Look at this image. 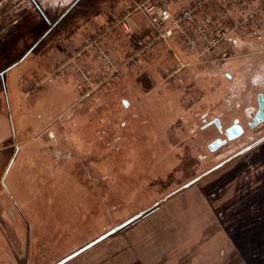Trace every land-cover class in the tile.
<instances>
[{
    "label": "rangeland",
    "instance_id": "obj_1",
    "mask_svg": "<svg viewBox=\"0 0 264 264\" xmlns=\"http://www.w3.org/2000/svg\"><path fill=\"white\" fill-rule=\"evenodd\" d=\"M124 1L0 0V97L9 118L8 159L0 161V264H53L165 197L63 264H245L242 256L255 264L264 239L247 232L248 207L264 204V193L240 190L255 180L264 141L173 192L264 135V120L251 127L241 113L246 99L250 120L258 101L241 87L264 96V35H234L222 58L188 64L178 78L164 74L172 58L163 46L80 102L74 74L48 76L63 58L58 39L108 27L112 19L102 24L105 18ZM133 23L148 28L139 13ZM117 31L104 41L119 55L128 33ZM177 44L172 49L187 62L191 56ZM37 76L46 78L25 92ZM203 111L220 128L238 118L245 132L210 151L207 144L223 134L216 125L202 127Z\"/></svg>",
    "mask_w": 264,
    "mask_h": 264
},
{
    "label": "built area",
    "instance_id": "obj_2",
    "mask_svg": "<svg viewBox=\"0 0 264 264\" xmlns=\"http://www.w3.org/2000/svg\"><path fill=\"white\" fill-rule=\"evenodd\" d=\"M211 6L226 10L228 18L213 16L208 10ZM263 7L264 0H125L108 27L84 34L76 45L61 54L63 58L48 76L74 74L80 85L79 101L90 102L102 84L121 75L123 67L135 68L158 55L171 39L185 56H191L183 62L175 50L169 49L172 64L164 74L178 78L188 64L222 58L232 36L252 32L264 35ZM136 13L148 24L152 37L128 50L123 58L118 57L114 47L104 41L106 33L118 30L129 34Z\"/></svg>",
    "mask_w": 264,
    "mask_h": 264
},
{
    "label": "crops",
    "instance_id": "obj_3",
    "mask_svg": "<svg viewBox=\"0 0 264 264\" xmlns=\"http://www.w3.org/2000/svg\"><path fill=\"white\" fill-rule=\"evenodd\" d=\"M119 7L121 8V4H118V9L120 11ZM211 7H214V6H211ZM263 9H264V7H263ZM216 14H217V16H221L223 18V17L226 16L227 13H226V10H224V9H221V10L220 9H216ZM111 16H112V14H111ZM111 16L110 17L109 16L106 17L105 18L106 19L105 22L102 23V24H105L106 21L108 22L110 19H112L113 16L112 17ZM226 19H227V17H226ZM132 24H133V30L134 31L143 32V33L150 32L149 27L146 29L145 27H142V25L140 26V24H138L137 27H139V28L135 29L134 23H132ZM112 31H114V30H112ZM112 31H110V32H112ZM82 33H88V32H82ZM110 34L112 35L114 33H110ZM78 38H79V36H77L75 38V40H69L70 39L69 37L59 38L58 41L61 43V46L59 47V49L57 51H59L60 53L66 52L69 48H71L72 46L76 45V43L78 42ZM174 43L177 44L176 42H173L172 40H170L168 42V44H167V47L172 49ZM123 45L124 44H122V43H121V45L119 44L120 49L122 48ZM56 52L54 51L53 54L56 55ZM118 56L121 57V58L126 56V52H125V48L124 47L122 48L121 53H120V50H119V55ZM54 57L52 55L51 58H49V60L47 61V64L49 65V72H50L51 66H52V64L54 62V59H53ZM49 74L50 73H48V75ZM44 78H46V77H38V76L35 77L34 79L31 80L32 83L34 84L32 86V90L31 91H26V89L24 87V91L29 93V94H32L35 91V89L37 88V86L39 85V83H38L39 81L38 80L39 79L43 80ZM1 80H3V73L0 72V94H2V87L5 86V82L1 81ZM8 128H9V118L6 115L5 109L2 107V101H1V97H0V145H1L0 146V152L2 151V155L0 157V161L2 162V160H3V164L4 165H5V162H7V159H8L7 154L4 152V150L6 149V146H7ZM262 156L263 157L260 156V158L257 156V158H256L257 165H256L255 173L252 174V177L254 176L255 180H251V181H254V182L253 183L251 182L252 185L250 187H246L245 186V189L244 188L241 189L240 193H242L244 191L247 192L249 190V188H251V187L255 188L256 190H258L257 192H259V194L260 193H264V178L262 177V174H261L264 171V170H261V168H264V155H262ZM259 166H261V168ZM2 171L3 170L0 171V174H1ZM245 177H246V180L248 181V177H249L248 173L245 174ZM250 179H251V177H250ZM240 206L242 207V205H240ZM263 209H264V204L262 202H261L260 205L256 204L255 208H253V209L251 208L250 211H249V207H248V212H249L250 217L252 216L251 217L252 220H251L250 224L246 225L247 232L250 233L251 236H257V235L261 234L260 236H261L262 239H264V211H263ZM244 213H245V210L243 211V213L240 212V220L241 221L243 220V223H244V221L246 219V218H243ZM243 226H244V224H243ZM248 239L249 238L246 237V240H248ZM262 245H263L262 243L258 244L256 246V249L253 251L254 254H259L255 264H264V260H262L263 257H264V249L259 250V247H261ZM247 250H249V249L247 248ZM242 257H243L242 261L245 264H252L251 262L249 263L247 257H245V256H242ZM251 258H252V256H251Z\"/></svg>",
    "mask_w": 264,
    "mask_h": 264
},
{
    "label": "water",
    "instance_id": "obj_4",
    "mask_svg": "<svg viewBox=\"0 0 264 264\" xmlns=\"http://www.w3.org/2000/svg\"><path fill=\"white\" fill-rule=\"evenodd\" d=\"M257 99H258V101H257V110H256L254 116L252 117V123L250 124V126H254L257 122L264 120V96L262 95V93H257ZM214 123H215V125L218 128H220L219 120L217 118L214 119ZM225 132H226L227 138L231 139V138H234V137L238 136L241 133V127L238 124L234 123V124L230 125L229 127H227L225 129ZM262 141H264V135L261 136L260 139H257L256 141H254V142H252V143H250L248 145L246 144L245 147H243L239 151L235 152L229 158L225 159L224 161L219 162L218 164L214 165L209 170H206L202 174H200V175L194 177L193 179H191L190 181L186 182L184 185H182V187H180V189H177V191L173 192V194L178 192L181 189L187 188L191 184H193L196 181L200 180L205 175L209 174L210 172L214 171L215 169H217L218 167L223 165L226 161L231 160L236 155H239V154H242L244 152H247L251 148L257 146ZM221 142H222V140L217 138V139L211 141L208 144V147H209V149H213L217 144H221ZM166 199L167 198L165 197V198H162L161 200H158V201L154 202L149 207H147V208L139 211L138 213L128 217L124 221H122L119 224L115 225L114 227L110 228L109 230H107L103 234L99 235L98 237H96L92 241L88 242L87 244L83 245L82 247H80L77 250L73 251L69 255H66L65 257L61 258L60 260H58L57 262H55L53 264H63L66 261L70 260L71 258H74L79 253L83 252L84 250H86V249L90 248L91 246L95 245L96 243L100 242L101 240H103L107 236L111 235L113 232H116L117 230L122 229L124 226L130 224L131 222H133L137 218L141 217L142 215H145V214L149 213L150 211H152L154 208H156L161 202H163Z\"/></svg>",
    "mask_w": 264,
    "mask_h": 264
},
{
    "label": "flooded vegetation",
    "instance_id": "obj_5",
    "mask_svg": "<svg viewBox=\"0 0 264 264\" xmlns=\"http://www.w3.org/2000/svg\"><path fill=\"white\" fill-rule=\"evenodd\" d=\"M239 85H243V82H242V83H239ZM241 88H242V90L244 91V95L246 96V98L248 97V93H249V92L251 93V95L257 96V93L255 94V92L253 91V90H254L253 87L248 86V84H246L244 87H241ZM245 100H246V99H245ZM245 100H244V102H243V104H242V107H241V108H242L241 113L243 114V115H242L243 119H245V122L249 125L250 123H252V117L254 116V114H255L257 108H256V110L253 112L252 116L250 117V120H248V116H247V103L245 102ZM202 113H203V114H202V122H203V123H202V127H204V129H205V126L212 125L214 128H216V127H215V123H214V119H215V117H212V118L206 120V119H205V116H204V113L207 114V112H204V111H203ZM260 122H261V121L257 122L254 126H256L257 124H259ZM234 123L238 124V125L241 127V133H240L238 136L234 137V138L228 139L227 136H226L225 129H226L227 127H229L230 125L234 124ZM251 127H252V126H251ZM220 132H221L223 135H222L221 137H215V138H213L211 141H213V140L219 138V139L222 140L221 144H217L213 149H209L208 144L211 142V141H210V142L207 144V147H208V149H209L210 151H216L217 149H219V147H222V146L226 145L227 142H231V141L235 140L236 138L240 137V136L245 132V129H244V125H243V122H242V121H240L238 118H232L231 122H230L228 125L224 126L223 128H220ZM244 147H245V146H244ZM242 148H243V147H242ZM242 148H240V149H242ZM240 149H239V150H240ZM239 150H236V152L239 151ZM245 153H246V152H245ZM262 155H264V154H260V153H259V155H257V156L260 158V156L263 157ZM256 158H257V157H256ZM256 158H255V160H256ZM253 170H254V169H253Z\"/></svg>",
    "mask_w": 264,
    "mask_h": 264
},
{
    "label": "trees",
    "instance_id": "obj_6",
    "mask_svg": "<svg viewBox=\"0 0 264 264\" xmlns=\"http://www.w3.org/2000/svg\"><path fill=\"white\" fill-rule=\"evenodd\" d=\"M208 10L213 14V16L217 17L216 8L215 7H210ZM149 37H152V32L151 31L150 32H146V33H140V32L134 31L133 28H132V32L126 35V40L127 41H126V44H124V48H125L126 54H127V51L130 50L131 48H137L140 45H142V43L145 41V39L149 38ZM151 57H153V56H151ZM151 57H150V59H151ZM149 60H147V61H149ZM147 61L142 62V64L145 63V65H146ZM143 73H145V72H143ZM143 73H141V74H143Z\"/></svg>",
    "mask_w": 264,
    "mask_h": 264
},
{
    "label": "bare ground",
    "instance_id": "obj_7",
    "mask_svg": "<svg viewBox=\"0 0 264 264\" xmlns=\"http://www.w3.org/2000/svg\"><path fill=\"white\" fill-rule=\"evenodd\" d=\"M184 77V76H183Z\"/></svg>",
    "mask_w": 264,
    "mask_h": 264
}]
</instances>
